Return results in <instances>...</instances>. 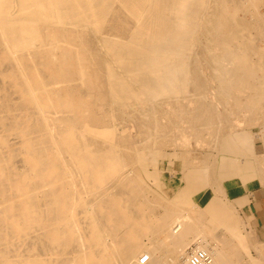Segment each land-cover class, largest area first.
Segmentation results:
<instances>
[{"label": "bare ground", "instance_id": "1", "mask_svg": "<svg viewBox=\"0 0 264 264\" xmlns=\"http://www.w3.org/2000/svg\"><path fill=\"white\" fill-rule=\"evenodd\" d=\"M257 125L264 0H0V264H264L221 201L264 181ZM164 159L224 228L149 186Z\"/></svg>", "mask_w": 264, "mask_h": 264}, {"label": "rangeland", "instance_id": "2", "mask_svg": "<svg viewBox=\"0 0 264 264\" xmlns=\"http://www.w3.org/2000/svg\"><path fill=\"white\" fill-rule=\"evenodd\" d=\"M259 130H261V129H260V127L258 125L257 126H253L250 129H248V133L252 134V136H254V138H255L254 139L255 140L254 143H255L256 157H257V159L259 158V161H262L263 160V156L260 155L259 151H260V143L264 140V136H263V138L259 137L260 136L259 135L260 134ZM263 130H264V125H263ZM193 150H194V148H193ZM198 150L199 149H195L194 152H190V154H192L190 156L199 157V156L202 155L201 153L205 152L204 150H202V151L201 150L198 151ZM179 154L181 156H186V159H185V162H184L185 163V167L186 166H190L191 160H190V158H188V152L180 151ZM180 164H181V162L177 161L175 159H170V160L169 159H164L161 162V177H160V180H159L160 187L158 188V187H156L155 185H153L151 183H148L149 186L153 190L157 191L160 195L161 194L163 196L165 195V197H167V198H171L173 195L178 194V193L182 194V196L185 199V202L186 203L188 202L187 205L189 207L191 206L190 208H191L192 212H194V214H199L201 212H204V213L210 215V218H212L215 215L213 217L214 220L212 218L213 221L211 222V230L212 231H216L220 227L224 228L227 225L226 220L223 219V218L220 219V217H218L214 212L211 211L212 209H211L210 206L209 207L206 206L207 204L211 203L210 202L211 201V194L209 193V191L208 190L207 191L206 190L203 191L202 188H200V187L194 188L190 183H187V181H186L187 177L185 176V173H184L185 171L180 166ZM253 179H259L260 180L259 177L253 176L252 178L248 179V181L249 180H253ZM189 185H190V188H189ZM171 190H173V191H171ZM206 196H207V198H206ZM204 198H206V199H205V201L203 203ZM221 201L223 202V204H225L227 206L229 205L232 208L231 210L234 209V206L231 205V203L228 204L226 199L222 198ZM234 214H235L236 218H239L238 219L239 223L242 221L241 224H240V228L242 227L241 228V232H242L241 235L245 234L244 236L242 235V237H243V239H246L245 241H246V244L248 245V258H250L253 261L258 260L259 259V257H258L259 254L257 252V249L259 247V244H256L255 241H254L255 235H254L253 231L251 230L250 224H248V225L246 224L245 225L244 220L242 218L240 219L239 215L237 214V211H234ZM246 235H247V237H246ZM247 242L248 243L250 242V243L248 244ZM145 243H147L146 239H145ZM250 244H251V246H250ZM195 248H197V247L194 244H191L185 250V253L187 254V256H188V252L191 249H195ZM163 254L170 256L171 259H173V260H177L178 259V261L179 262L181 261V263L186 261L184 259H186V257H187V256H184V255H181V254L177 255V253L172 252L168 248L163 250ZM147 255H148V252H144L142 257H145V256L148 257ZM179 256L182 259L179 258ZM242 264H244V262Z\"/></svg>", "mask_w": 264, "mask_h": 264}, {"label": "crops", "instance_id": "3", "mask_svg": "<svg viewBox=\"0 0 264 264\" xmlns=\"http://www.w3.org/2000/svg\"><path fill=\"white\" fill-rule=\"evenodd\" d=\"M259 152L264 160V140L260 143ZM222 187L227 202L234 206L245 225L250 224L255 243L264 244V181L253 179L243 182L235 178L224 181Z\"/></svg>", "mask_w": 264, "mask_h": 264}, {"label": "built area", "instance_id": "4", "mask_svg": "<svg viewBox=\"0 0 264 264\" xmlns=\"http://www.w3.org/2000/svg\"><path fill=\"white\" fill-rule=\"evenodd\" d=\"M146 262V256L140 259V264H145ZM187 262L188 264H212L213 259L207 251L195 248L188 252Z\"/></svg>", "mask_w": 264, "mask_h": 264}]
</instances>
